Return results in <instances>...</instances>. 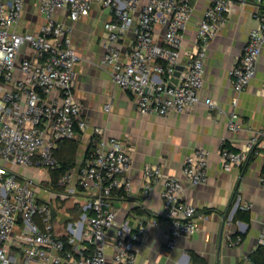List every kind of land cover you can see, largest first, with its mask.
<instances>
[{
  "label": "built area",
  "instance_id": "obj_1",
  "mask_svg": "<svg viewBox=\"0 0 264 264\" xmlns=\"http://www.w3.org/2000/svg\"><path fill=\"white\" fill-rule=\"evenodd\" d=\"M235 1L211 0L193 41L187 43L185 34L194 12L190 0H0V264H108L107 237L113 229L109 264H136L144 231H133L126 223L116 225L112 204L117 194L132 191V158L126 143L94 128L96 147L59 177L60 192L11 169H36L49 181V174L60 167L55 157L58 143L75 140L87 129L75 95L81 58L73 47V25L94 7L107 14L100 65L116 87L131 95L140 115L166 118L204 104L210 112L225 115L227 130L239 134L245 127L236 112L237 97L226 113L201 95L207 49ZM239 1L254 4L257 27L229 71L236 95L254 79L264 47V0ZM178 67L182 71L177 83L169 86ZM110 108L107 101L104 111ZM259 156L263 168L258 182L264 189V131H252L239 150L222 143L221 170L241 169ZM209 157L206 149H195L185 157L181 177L165 176L159 166L143 170L144 199L154 185L162 187L166 253L198 231L202 215L182 200V181L206 185ZM70 198L83 199L82 209L88 214L75 222L56 223L58 211L52 202ZM250 208L242 206L244 211ZM258 246L264 248V232Z\"/></svg>",
  "mask_w": 264,
  "mask_h": 264
},
{
  "label": "crops",
  "instance_id": "obj_2",
  "mask_svg": "<svg viewBox=\"0 0 264 264\" xmlns=\"http://www.w3.org/2000/svg\"><path fill=\"white\" fill-rule=\"evenodd\" d=\"M210 2L195 0L185 34L187 43L193 41L197 23ZM256 13L253 3L234 2L222 30L207 49L204 66L202 97L213 100L229 113L236 96V112L245 127L239 134L227 130L225 115L210 112L204 104L166 118L140 115L131 95L116 87L108 71L100 65L107 14L94 7L89 16L73 25V47L81 58L76 66L75 95L87 123V129L75 140L82 149V158L97 140L94 128L102 129L107 137L121 140L130 148L132 191L117 194L112 204L116 225L126 223L133 231L139 228L144 231L136 264H252L250 257L258 249V239L264 232V189L258 182L263 159L253 157L241 169L223 172L219 150L222 143L231 149H242L252 131H264V47L255 77L243 92L236 95L229 78L250 31L257 27ZM107 101L111 102L109 112L104 111ZM197 148L210 153L208 183L190 186L183 180L182 200L197 208L202 217L198 231L189 239L182 238L176 250L169 254L164 250L168 227L161 218L162 187L154 185L149 197L144 199L143 170L159 166L165 176L181 177L185 157ZM46 178L43 177L44 182ZM75 204L83 206L84 200L78 199ZM244 204L251 205L250 210L244 211ZM113 237L114 229L107 237L108 264Z\"/></svg>",
  "mask_w": 264,
  "mask_h": 264
},
{
  "label": "trees",
  "instance_id": "obj_3",
  "mask_svg": "<svg viewBox=\"0 0 264 264\" xmlns=\"http://www.w3.org/2000/svg\"><path fill=\"white\" fill-rule=\"evenodd\" d=\"M96 144L97 140H94L91 143L86 155L96 147ZM78 148L79 143L77 140L62 141L58 143L55 151V157L58 160L60 167L56 171L49 174V181L41 184L44 188L57 192L62 191V189L57 186V180L62 174L78 166L74 161ZM78 206L79 204H77L76 207L78 208ZM80 214L81 213H79V215ZM250 261L252 264H264V248L258 247L256 252L250 257Z\"/></svg>",
  "mask_w": 264,
  "mask_h": 264
},
{
  "label": "rangeland",
  "instance_id": "obj_4",
  "mask_svg": "<svg viewBox=\"0 0 264 264\" xmlns=\"http://www.w3.org/2000/svg\"><path fill=\"white\" fill-rule=\"evenodd\" d=\"M190 1L192 5L195 2V0H190ZM96 25L98 26L99 24L97 23ZM82 153H83L82 149L78 148V151L76 152L75 160H74L77 165H79V163L81 162ZM11 169L20 176L32 178L36 182L41 181L40 183H44V180H42L43 179L42 174L36 169L22 168L19 166H12ZM34 189L37 192L40 191V189L37 187H35ZM52 205L58 211L57 217L55 218L56 223L58 224L65 222V221L75 222V221H78L82 215L88 214L85 211H83L82 205L79 204L77 208L76 207L77 204H75V201L72 198L64 200L62 202L53 201ZM79 213L81 214L79 215Z\"/></svg>",
  "mask_w": 264,
  "mask_h": 264
},
{
  "label": "water",
  "instance_id": "obj_5",
  "mask_svg": "<svg viewBox=\"0 0 264 264\" xmlns=\"http://www.w3.org/2000/svg\"><path fill=\"white\" fill-rule=\"evenodd\" d=\"M180 71H182V67H178L176 72L174 73L173 78L171 79V83L169 84V86H171L172 84H176L178 77L180 75ZM56 216V211L54 209L51 210V217L54 218ZM223 222H225V218L223 219Z\"/></svg>",
  "mask_w": 264,
  "mask_h": 264
}]
</instances>
